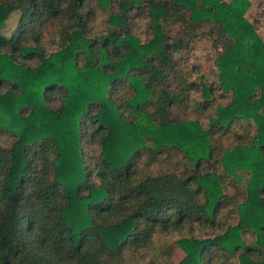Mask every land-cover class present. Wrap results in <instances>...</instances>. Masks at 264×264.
Listing matches in <instances>:
<instances>
[{
    "label": "trees",
    "instance_id": "obj_1",
    "mask_svg": "<svg viewBox=\"0 0 264 264\" xmlns=\"http://www.w3.org/2000/svg\"><path fill=\"white\" fill-rule=\"evenodd\" d=\"M250 6L0 0V264H163L170 238L178 264H264L263 14Z\"/></svg>",
    "mask_w": 264,
    "mask_h": 264
},
{
    "label": "rangeland",
    "instance_id": "obj_2",
    "mask_svg": "<svg viewBox=\"0 0 264 264\" xmlns=\"http://www.w3.org/2000/svg\"><path fill=\"white\" fill-rule=\"evenodd\" d=\"M249 1L251 2V6L248 9L245 16L246 18L250 19L251 17L255 16L257 9L262 11L263 17L261 18L260 22L257 24V30H258L260 37L264 41V0H249ZM259 3L260 5H257ZM103 17L104 16L99 17L96 20L95 25L96 24L100 25ZM17 18H18V15L11 16L10 20L7 22V27L5 28V31L10 32L15 28L17 24ZM138 21H141V19H139ZM145 31H146V27H144V23L140 22L139 32L141 34H144ZM55 50H56V47L53 46L50 43V41H47L45 43V51L47 53L53 52ZM193 52L195 55H198L200 57L201 72L206 76L207 81H210L211 75H212V68H211L210 60L213 57V53L210 50L209 43L203 41L195 45ZM3 138L4 136L3 137L0 136V143L5 142ZM250 235L251 234H247V241H248V244L252 245L254 239ZM176 240H177L176 238H170L167 240L163 239L157 242V245L159 247L157 254L158 255L160 254L161 263L178 264L183 259L184 257L183 252L175 246Z\"/></svg>",
    "mask_w": 264,
    "mask_h": 264
}]
</instances>
